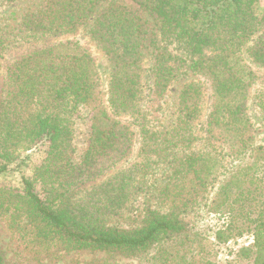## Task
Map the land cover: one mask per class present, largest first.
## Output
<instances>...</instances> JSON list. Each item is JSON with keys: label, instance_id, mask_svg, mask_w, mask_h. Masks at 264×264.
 I'll list each match as a JSON object with an SVG mask.
<instances>
[{"label": "trees", "instance_id": "1", "mask_svg": "<svg viewBox=\"0 0 264 264\" xmlns=\"http://www.w3.org/2000/svg\"><path fill=\"white\" fill-rule=\"evenodd\" d=\"M131 1L136 8L121 0H46L22 22L19 39L30 47L5 66L0 174L19 166L23 152L45 148V157L22 188L0 183V217L12 239L42 264L80 250L110 257L143 255L140 264H221L210 248L209 233L216 246L245 243L234 254L236 264H264V145L256 144L250 111L260 77L242 54L252 40L248 55L264 66V33L254 39L264 29V14L257 9L261 0ZM89 22V36L111 67V111L103 104L102 77L92 51L77 40L58 41L77 35ZM3 47L0 43V63ZM145 49H153L155 100L166 96L186 68L200 81L180 95L173 138L175 146L187 151L172 161L162 190L167 213L150 211L137 229L112 228L107 220L128 201L134 170L94 188L82 200H75V191L132 154L135 133L119 117L139 113ZM204 98L207 140L223 147L236 166L205 207V217L214 225L194 232L180 215L216 181L211 154L191 150ZM81 121L88 139L76 159ZM135 121L142 124L139 116ZM145 132L142 152L161 155L167 137ZM108 260L66 264H113ZM0 264H10L1 246Z\"/></svg>", "mask_w": 264, "mask_h": 264}, {"label": "rangeland", "instance_id": "2", "mask_svg": "<svg viewBox=\"0 0 264 264\" xmlns=\"http://www.w3.org/2000/svg\"><path fill=\"white\" fill-rule=\"evenodd\" d=\"M45 1L46 0H0V43L4 44L3 48L5 49L3 50L5 59L0 63V96L5 76V66L9 64L16 53L21 52L30 45V42L26 43L19 39V37H21L20 32L23 31L24 28L21 24L28 15L40 11ZM121 2L125 5L137 7L131 0H121ZM106 5L107 3H103V7ZM257 9L259 14H264V0L259 2ZM91 24L92 22H89V24L85 28H82L77 35L60 37L58 41L77 40L80 44L85 45L92 51L102 77L103 104L111 111L112 109L110 108L108 96L111 67L100 46L89 36V27ZM262 33H264V29L261 33H258L254 39ZM252 43L253 41L251 40L242 51V54L260 77L258 83L252 90L250 111L256 132V144L264 145V107H262L264 103V66L254 63L249 57L248 47L252 45ZM152 50L153 49L144 50L146 56L142 62V94L139 100V113L135 115L127 114L119 117L122 122L129 124L132 131L135 133L132 154L128 159L121 162L107 173L87 182L75 191V200H82L86 194L94 188L108 183L130 169L134 170V172L132 171L131 195L128 201L117 216L107 220V225L112 228L126 230L137 229L143 225V221L150 211L162 214L167 213L162 204V190L168 182L172 161L187 151L184 148L175 146L174 143L176 139L173 138V136L176 135L174 131L179 118L180 95L186 86L198 83L200 80L191 70L186 68L183 70V74L172 83L166 96L161 100H155L153 97L151 78L153 63L151 58ZM170 50H173V47H170ZM207 115L208 102L207 98H204L202 114L193 124L194 143L191 150L211 154L215 163L213 171L216 181L201 201L194 207L189 208L187 212L180 215V219L194 226V232L214 225L213 221L205 217V207L213 197L217 186L225 179L229 170L236 166V161L232 157L230 158L226 155L223 147L215 145L207 140L205 125ZM138 116L139 119L141 118V125L139 124L140 121H135ZM142 131H146L145 133H155L157 136H160V138L167 137L168 143L165 145L166 149H164L161 155L159 152L150 154L142 152L144 148ZM87 139L88 130L85 122H78L75 138L77 147L76 159L79 158L81 152L85 148ZM22 157L19 166H11L8 172L0 174V183L10 187L22 188L24 179H31L33 177L36 166L45 157V148H35L28 152H23ZM209 237L211 238L210 243H212L210 248L214 249L216 252V260L221 264L230 262L236 264L237 260L234 254L245 243L239 241L237 244L231 243L228 246H216L212 233H209ZM0 246L10 264H42L34 259L32 252L24 250L23 247L12 239L1 217ZM230 252L234 253L230 254ZM105 258L109 259L108 261L113 264H140L143 255L132 257L130 255L127 256L115 253L113 257H110L106 253L80 250L65 255L57 262L46 261L45 264H66L75 260L87 262ZM237 264L242 263L238 262Z\"/></svg>", "mask_w": 264, "mask_h": 264}]
</instances>
